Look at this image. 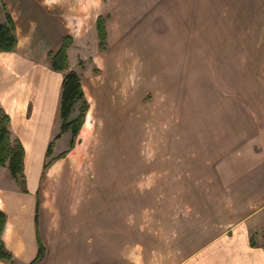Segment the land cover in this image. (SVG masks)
<instances>
[{"label":"crops","instance_id":"0c3cea01","mask_svg":"<svg viewBox=\"0 0 264 264\" xmlns=\"http://www.w3.org/2000/svg\"><path fill=\"white\" fill-rule=\"evenodd\" d=\"M108 1L8 0L24 65L36 49L30 30L41 32L48 43L66 27L95 30L99 17L113 13ZM187 17L191 19L179 16V32ZM252 19H246L244 27L257 26ZM26 36L29 50L22 45ZM187 36L183 41L189 60L194 56ZM232 37L227 42L241 43L234 32ZM247 38L255 42L250 31ZM235 46L232 56L238 59ZM193 81L178 115L184 127L183 163L172 161L175 149L168 146L169 162H75L69 153L45 170L51 140L61 129L58 92L51 93L52 84L43 79L47 88H41V110L27 117L25 106L22 116L17 115L19 109L6 108L12 132L26 150L24 186L7 174L0 182V211L7 216L2 239L15 264H31L37 258L39 236L45 247L41 264H264V84H254L261 97L223 98L205 97L208 90ZM104 84L106 88L95 85L98 93L93 94L101 102L94 100L83 131L92 126L97 112L106 118L112 111L113 104L100 93L109 89ZM122 104L128 114V102ZM107 122L110 131L104 127L101 132L114 130L112 119ZM170 128L169 139L176 147V132ZM60 143L58 148L64 145Z\"/></svg>","mask_w":264,"mask_h":264},{"label":"rangeland","instance_id":"374dc122","mask_svg":"<svg viewBox=\"0 0 264 264\" xmlns=\"http://www.w3.org/2000/svg\"><path fill=\"white\" fill-rule=\"evenodd\" d=\"M108 4L112 5L113 13L106 18L111 36L109 40L107 27L105 45L97 26L95 30L92 27H66L64 34L59 32L49 43L43 40L41 32L33 31L32 34L30 30V40L36 49L33 50L34 57L26 59L28 65H24L19 43L11 52L13 56L0 55V107L6 111L7 107L17 108L18 116H22V106L27 108L26 116L32 117L34 110H41L45 105V92L41 88L47 87L42 84L43 79L52 84L50 92H58L55 95L61 104L66 72L53 71L49 54L57 51L67 37L73 40L68 49L69 70L80 74L89 104L86 119L92 113L94 100H98L93 94L94 91L98 93L95 85L106 88L104 83L107 82V93L106 90L100 93L107 103L113 104L112 111L107 112L106 118L104 112H97L92 126L83 131L84 124L81 130L87 135L79 134V141L77 138L74 146L71 133L55 141L52 158L70 153L72 158L75 156V162H169L168 146H171L175 149L172 161L176 159L183 163L184 127L178 115L183 114L185 94L190 92L193 80L208 90L205 97L208 94L223 98L261 97L260 92L253 89L256 82L264 84V0H109ZM188 5L191 10L185 12L183 9ZM7 13L12 15L8 0H0V24L7 21ZM185 14L191 15V19L186 18L179 32V16L183 18ZM248 18H253L258 25L244 27ZM13 20L16 24L14 17ZM249 31L256 43H248ZM233 32L241 38V43L227 42V39H233ZM29 33L24 32L25 35ZM186 33L188 38L190 34L188 45L193 47L194 57L189 60L185 58L183 41ZM222 36L225 41H220ZM26 38L22 45L29 50L30 36ZM234 45L239 50L238 59L232 56ZM224 54H227L226 58H211V55ZM201 55L204 58H198ZM233 85L235 91L230 87ZM122 101L128 102V114L121 108L124 106ZM81 107L79 103L72 118L80 114ZM174 116H177V125L173 122ZM57 117L61 121L60 109ZM110 119L114 122V130L101 132L104 127L110 131L107 122ZM169 126L176 132V147L174 140L169 139ZM62 140L64 145L58 148ZM6 174L12 176L8 168L0 166V182ZM23 183L24 180L19 181L18 185Z\"/></svg>","mask_w":264,"mask_h":264},{"label":"trees","instance_id":"16d2710c","mask_svg":"<svg viewBox=\"0 0 264 264\" xmlns=\"http://www.w3.org/2000/svg\"><path fill=\"white\" fill-rule=\"evenodd\" d=\"M7 21L0 24V54L11 53L18 47V36L15 21L11 14H6ZM97 29L102 42L107 43V19L99 17L97 21ZM73 42L72 38H65L61 47L57 51L49 54L51 67L55 72H66L62 85V98L60 107V118L62 122L61 132L49 146L46 153L45 170L57 160L65 157L67 154L52 158L54 154L55 141L59 140L63 135L71 133L73 137L72 146L75 145L87 117L89 104L87 102L85 92L82 86L80 74L76 71L69 70L68 49ZM106 49V46L103 47ZM81 103V112L76 118H72L77 105ZM12 118L10 114L0 107V166L8 168L12 177L19 181H25V159L26 150L23 142L16 137L11 129ZM40 202L37 204L36 221L39 225ZM7 223V216L0 211V261L15 264L13 255L6 249L2 234ZM40 250L37 258L31 264H41L45 255V247L41 237L39 236Z\"/></svg>","mask_w":264,"mask_h":264},{"label":"bare ground","instance_id":"6f19581e","mask_svg":"<svg viewBox=\"0 0 264 264\" xmlns=\"http://www.w3.org/2000/svg\"><path fill=\"white\" fill-rule=\"evenodd\" d=\"M131 62V60H129ZM132 66V65H131ZM88 127V126H87Z\"/></svg>","mask_w":264,"mask_h":264}]
</instances>
